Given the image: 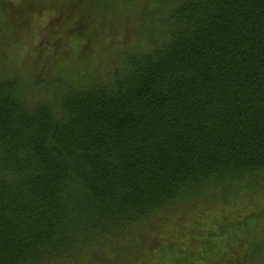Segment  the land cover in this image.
<instances>
[{
	"label": "trees",
	"instance_id": "obj_1",
	"mask_svg": "<svg viewBox=\"0 0 264 264\" xmlns=\"http://www.w3.org/2000/svg\"><path fill=\"white\" fill-rule=\"evenodd\" d=\"M35 2L0 0L2 40ZM144 19L81 78L60 57L0 75V264H264V0H147ZM89 23L62 24L70 53Z\"/></svg>",
	"mask_w": 264,
	"mask_h": 264
},
{
	"label": "rangeland",
	"instance_id": "obj_2",
	"mask_svg": "<svg viewBox=\"0 0 264 264\" xmlns=\"http://www.w3.org/2000/svg\"><path fill=\"white\" fill-rule=\"evenodd\" d=\"M32 1L24 0L25 3H22L20 0H13L17 5L22 3L23 10H28L27 5ZM146 5L147 0H136L131 5L107 3V0H36L31 5V17L27 18L28 11L25 12L26 15L15 13L13 17L8 16L6 24H11L15 19L17 31L11 29L4 40L1 33L5 29L0 25V75L10 77L27 74L28 81L35 78L37 73L48 76L54 74L56 67H53V64L58 57L63 59V65L65 63L68 71L72 70V75L80 78L82 74L77 69L80 68V63L87 62V58L91 64L99 62L98 67L105 62L113 63L116 61L117 52L136 47L143 41L137 29L145 23ZM59 17L60 22L54 31L48 24ZM80 19H88L90 27H99L100 34L87 52L81 47L82 50L74 54L66 47L69 38L62 32V24ZM47 55L48 65L41 71L35 67L33 70L32 67L37 61Z\"/></svg>",
	"mask_w": 264,
	"mask_h": 264
}]
</instances>
